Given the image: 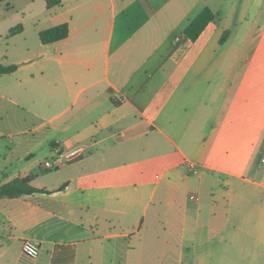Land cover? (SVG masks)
Here are the masks:
<instances>
[{"label": "crops", "instance_id": "crops-1", "mask_svg": "<svg viewBox=\"0 0 264 264\" xmlns=\"http://www.w3.org/2000/svg\"><path fill=\"white\" fill-rule=\"evenodd\" d=\"M0 66V187L36 190L0 198V264H127L148 227L150 264H264V0H0Z\"/></svg>", "mask_w": 264, "mask_h": 264}, {"label": "trees", "instance_id": "trees-1", "mask_svg": "<svg viewBox=\"0 0 264 264\" xmlns=\"http://www.w3.org/2000/svg\"><path fill=\"white\" fill-rule=\"evenodd\" d=\"M47 3V7L49 9H53L59 5H61L62 0H45ZM218 16L215 14L210 8L205 7L199 15L194 18L188 27L186 28L184 35L187 39L191 41H196L201 34L204 32V30L207 28V26L217 21ZM22 26H19L16 29H13L11 31V34H14L17 32L18 29H21ZM230 35V31H227L224 33L221 44H224L228 37ZM69 36V26L68 24H63L54 28H51L49 30L43 31L40 34L41 42L44 45L57 43L60 41H63L67 39ZM16 70L15 67H3L0 66V75L9 74ZM33 181V178L30 175H26L22 178L16 179L13 182L0 187V198L3 197H19L22 195L30 194L35 192L33 188H31V183Z\"/></svg>", "mask_w": 264, "mask_h": 264}, {"label": "built area", "instance_id": "built-area-1", "mask_svg": "<svg viewBox=\"0 0 264 264\" xmlns=\"http://www.w3.org/2000/svg\"><path fill=\"white\" fill-rule=\"evenodd\" d=\"M85 152L86 148L84 146H77L67 151H64L60 148H55L53 155L43 162V166L46 170H57L68 163L82 159L85 155ZM188 166L191 171H198L195 164L189 163ZM22 250L23 255L31 261L38 259L41 255L40 244L33 240L24 241Z\"/></svg>", "mask_w": 264, "mask_h": 264}, {"label": "rangeland", "instance_id": "rangeland-1", "mask_svg": "<svg viewBox=\"0 0 264 264\" xmlns=\"http://www.w3.org/2000/svg\"><path fill=\"white\" fill-rule=\"evenodd\" d=\"M180 191H178V195H181L185 192V189H179ZM158 200L155 201V205L157 204ZM154 205V206H155ZM154 206L152 208V211L154 209ZM152 211L149 213L148 218L149 220H151V216H152ZM146 227V226H145ZM150 227H148L149 229ZM146 229L145 230V237H149V230ZM158 232V236L161 237V239H163V237L166 235L162 230H157ZM144 236L141 239H138L139 237H136L135 235L132 236V240L133 242L131 243L132 246L136 247V251H135V256L133 255L131 257V259H129L127 261V264H150L149 260H150V250L149 249H144V244L142 242L145 241ZM152 239V238H151ZM138 240H141L138 242ZM127 241H130V239H128Z\"/></svg>", "mask_w": 264, "mask_h": 264}]
</instances>
